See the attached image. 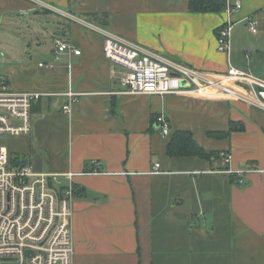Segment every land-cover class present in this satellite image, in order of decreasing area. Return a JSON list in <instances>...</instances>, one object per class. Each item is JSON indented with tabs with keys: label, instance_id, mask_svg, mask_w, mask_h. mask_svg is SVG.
<instances>
[{
	"label": "crops",
	"instance_id": "1",
	"mask_svg": "<svg viewBox=\"0 0 264 264\" xmlns=\"http://www.w3.org/2000/svg\"><path fill=\"white\" fill-rule=\"evenodd\" d=\"M189 1L0 0V24L55 14L66 22L53 38L81 50L40 66L54 60L52 40L0 66L14 91L50 93L33 105L30 132L9 135L3 146L56 174L55 186L77 190L73 264H264V109L221 97L125 93L124 68L107 58L104 34L93 28L196 69L221 73L231 64L264 79V0H242L233 14L192 12ZM249 18L258 20L256 32ZM228 19L230 55L217 40ZM69 87L81 93L71 113L63 110ZM161 113L168 136L156 123ZM180 129L220 155L169 156Z\"/></svg>",
	"mask_w": 264,
	"mask_h": 264
},
{
	"label": "built area",
	"instance_id": "2",
	"mask_svg": "<svg viewBox=\"0 0 264 264\" xmlns=\"http://www.w3.org/2000/svg\"><path fill=\"white\" fill-rule=\"evenodd\" d=\"M225 3L224 12L228 14L239 11L243 5L242 0H225ZM248 23L256 32L258 20L249 18ZM232 27L233 22L228 19L217 31L218 49L228 55ZM93 28L104 34L107 58L124 68L120 83L125 93L221 97L264 109V79L261 77L231 64L221 73L196 69L155 54L107 29ZM54 54L53 61L39 65L52 68L63 55H80L81 50L57 36ZM68 68L71 71V62ZM49 94L14 91L8 76L0 70V135L29 133L33 105ZM64 94L67 99L63 110L71 113L72 104L81 93L69 87ZM156 123L163 136L170 134V122L163 113L157 116ZM222 156L229 164L231 153L224 151ZM55 176L54 173L36 171L27 162H13L8 148L0 146V264H73L75 190L73 184L64 188L55 186Z\"/></svg>",
	"mask_w": 264,
	"mask_h": 264
},
{
	"label": "rangeland",
	"instance_id": "3",
	"mask_svg": "<svg viewBox=\"0 0 264 264\" xmlns=\"http://www.w3.org/2000/svg\"><path fill=\"white\" fill-rule=\"evenodd\" d=\"M65 22L63 17L45 12L4 20L0 24V66L6 60L29 59L38 53V50L33 49L35 46L51 48L53 36L59 34ZM9 135H0V146L7 145Z\"/></svg>",
	"mask_w": 264,
	"mask_h": 264
},
{
	"label": "trees",
	"instance_id": "4",
	"mask_svg": "<svg viewBox=\"0 0 264 264\" xmlns=\"http://www.w3.org/2000/svg\"><path fill=\"white\" fill-rule=\"evenodd\" d=\"M226 6L225 0H190L189 9L192 12H222ZM235 129L234 123L230 130ZM226 135L229 133H225ZM211 136H220L219 133H213ZM168 155L171 157L181 155H198L203 158L217 157L220 155L218 152L207 151L201 146L192 132L189 130H176L171 135V138L167 147ZM12 160L15 163H24V160L18 156L12 155ZM75 190V189H74ZM77 193V190H75Z\"/></svg>",
	"mask_w": 264,
	"mask_h": 264
}]
</instances>
